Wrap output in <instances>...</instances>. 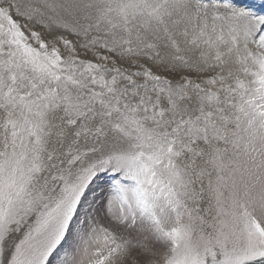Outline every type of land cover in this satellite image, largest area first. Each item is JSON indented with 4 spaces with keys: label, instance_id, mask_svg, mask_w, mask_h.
<instances>
[{
    "label": "snow or ice",
    "instance_id": "6c2138e0",
    "mask_svg": "<svg viewBox=\"0 0 264 264\" xmlns=\"http://www.w3.org/2000/svg\"><path fill=\"white\" fill-rule=\"evenodd\" d=\"M0 264H264V0H0Z\"/></svg>",
    "mask_w": 264,
    "mask_h": 264
}]
</instances>
